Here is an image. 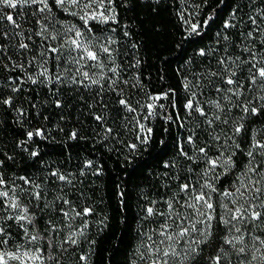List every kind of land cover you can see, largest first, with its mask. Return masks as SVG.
Returning <instances> with one entry per match:
<instances>
[{
  "label": "snow or ice",
  "instance_id": "snow-or-ice-1",
  "mask_svg": "<svg viewBox=\"0 0 264 264\" xmlns=\"http://www.w3.org/2000/svg\"><path fill=\"white\" fill-rule=\"evenodd\" d=\"M162 2L0 0V106L25 129L19 153L0 149V264H92L91 226H107L84 193L103 165L87 157L76 170L46 163L37 140L56 143L58 132L66 145L91 139L135 154L153 143L156 119L165 133L175 124L185 134L162 165V183L151 195L141 191L129 264H264V0H234L213 45L199 48L201 60L181 73L182 98L144 82L126 22L137 6L157 13ZM225 3L204 18L210 0L177 10L185 39L205 34ZM71 99L94 126L84 129L78 117L80 127L67 129ZM47 107L58 121L49 124ZM20 153L41 166L8 173L6 161Z\"/></svg>",
  "mask_w": 264,
  "mask_h": 264
},
{
  "label": "trees",
  "instance_id": "trees-1",
  "mask_svg": "<svg viewBox=\"0 0 264 264\" xmlns=\"http://www.w3.org/2000/svg\"><path fill=\"white\" fill-rule=\"evenodd\" d=\"M194 2L195 0H185L184 3L180 0H163L157 13H153L151 8L140 6H137L135 12L127 13L126 22L132 25V40L139 46L136 50V54L141 59L139 71L152 91L172 87L180 93L181 98L184 96L180 83L181 73L189 74L192 65L187 62L190 59H194L197 63L201 60L199 56H194L199 48L213 45L216 31L222 26L234 4V0H226L205 34L185 39L186 33L177 16V10L187 4L188 11L191 12V5ZM219 3L220 0H210V6L201 13L200 18L206 17ZM5 94L9 93L5 90ZM71 103L74 107L66 109V113H70L71 116L66 123L67 129L70 130L73 125L80 127L77 122L78 117L83 122L84 129H89L93 122L86 106L83 109L79 108L75 99H71ZM25 107L30 106L26 104ZM49 114H51L49 124L59 120L58 112L54 107L45 108L44 115ZM15 118L16 113L0 106V130H2L0 149L6 151L8 155L20 152L15 144L19 139L24 138L25 129L14 123ZM32 123L39 126L36 121ZM117 123L119 124L120 121L118 120ZM162 125L163 121L160 119L152 122L156 130L153 143L135 154H129L128 150L120 145L116 146L117 151H106L99 143L94 144L91 139L79 142L68 141L67 145L71 146L69 153L68 146L63 143L66 137L58 132L54 133L58 141L56 143L37 140L36 145L39 146L41 156L46 163L76 170L87 157L103 165V175L99 178L89 176L84 189L85 195L97 202L98 215L95 219L99 220L107 216L106 227L94 223L90 229L91 235L96 239L92 264H129V256L137 240L141 216L140 205L144 203L140 195L141 191L151 195L154 186L162 183L159 178L162 165L176 152L178 138L185 134L184 130L175 124L168 126L170 131L165 133ZM120 129L125 132L121 138L128 139L122 124ZM161 140L166 142L165 145L160 144ZM69 155L72 156L70 161H68ZM125 156L128 159H125ZM62 161L66 163H61ZM6 164L8 173L19 171L20 174H24L35 172L41 166V161L38 159L33 163L26 153H20L16 155L15 162L6 161ZM121 191L126 193L124 197L126 207H122L120 203Z\"/></svg>",
  "mask_w": 264,
  "mask_h": 264
}]
</instances>
